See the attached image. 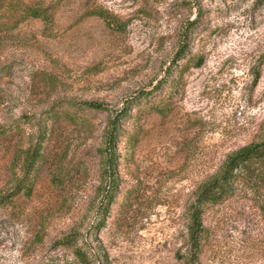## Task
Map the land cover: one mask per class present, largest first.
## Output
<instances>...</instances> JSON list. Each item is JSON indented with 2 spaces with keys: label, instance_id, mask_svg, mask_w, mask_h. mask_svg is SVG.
I'll list each match as a JSON object with an SVG mask.
<instances>
[{
  "label": "rangeland",
  "instance_id": "1",
  "mask_svg": "<svg viewBox=\"0 0 264 264\" xmlns=\"http://www.w3.org/2000/svg\"><path fill=\"white\" fill-rule=\"evenodd\" d=\"M19 2L50 21L15 25ZM262 141L264 0H0V264H264L249 190L205 208L194 257L188 229Z\"/></svg>",
  "mask_w": 264,
  "mask_h": 264
},
{
  "label": "trees",
  "instance_id": "2",
  "mask_svg": "<svg viewBox=\"0 0 264 264\" xmlns=\"http://www.w3.org/2000/svg\"><path fill=\"white\" fill-rule=\"evenodd\" d=\"M20 3V2H19ZM10 6L6 11L13 19H15L16 24L26 21L29 18L41 19L45 22L50 21L49 9L45 6H38L37 4L30 3H20ZM89 16H98L104 19L110 27L123 31L125 27L121 24L117 18L110 16L109 13L103 9H96L91 11ZM185 51L183 50L181 55ZM183 57V56H181ZM205 58L200 57L196 60L194 67L200 68L204 65ZM260 81V74H257L254 80V85H257ZM87 107L93 109L103 110L104 107L97 104H85ZM164 114V111L161 112ZM126 111L118 114V120L120 117H124ZM67 120L76 121V118L69 117L65 114ZM59 117V114H52L51 119ZM3 135H7V131ZM114 132L111 134V139H114ZM112 145V144H110ZM42 158L39 151L34 152V156L28 162L27 168L29 171H33L34 167L37 165L38 161ZM113 158L111 154L109 155V164H112ZM238 188H244L249 190L254 198L258 202L259 210L262 213L264 219V141L259 143L250 144L238 152L230 156L224 164L221 174L202 186L198 192L197 199L195 203L189 208L190 213V225L189 229V242L191 245V255L196 256V251L198 250L202 231V215L205 208L210 205H215L229 199ZM29 186H21L18 193L21 192H31ZM12 195L5 197L2 203H11ZM80 258V254L78 255ZM187 264H191L188 262Z\"/></svg>",
  "mask_w": 264,
  "mask_h": 264
}]
</instances>
